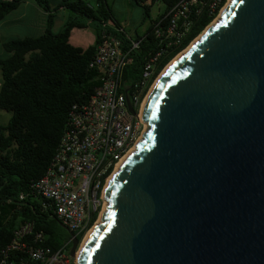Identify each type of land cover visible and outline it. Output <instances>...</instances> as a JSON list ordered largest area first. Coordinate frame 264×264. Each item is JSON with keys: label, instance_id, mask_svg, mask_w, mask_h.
<instances>
[{"label": "water", "instance_id": "obj_1", "mask_svg": "<svg viewBox=\"0 0 264 264\" xmlns=\"http://www.w3.org/2000/svg\"><path fill=\"white\" fill-rule=\"evenodd\" d=\"M229 1L154 82L76 264H264V0Z\"/></svg>", "mask_w": 264, "mask_h": 264}, {"label": "trees", "instance_id": "obj_2", "mask_svg": "<svg viewBox=\"0 0 264 264\" xmlns=\"http://www.w3.org/2000/svg\"><path fill=\"white\" fill-rule=\"evenodd\" d=\"M145 3L148 25L132 38H141L138 48L130 53L131 62L124 68L123 81L139 77L143 60L150 52H161L157 72L185 49L215 18L221 3L210 12L209 0H202L198 13L189 16L190 24L176 44L155 38L153 28L164 26L168 12L178 0H134ZM23 0H0V20L16 9ZM47 13L43 32L36 36L14 37L2 43L5 56L0 59V109L10 112L0 123V245L9 241L14 228L24 220L41 231L44 244L56 249L70 235L60 224L52 208L44 207L34 183L51 163L60 137L66 127L72 105L85 102L100 84L96 69L90 66L103 31L123 39L130 34L113 16L106 0H34ZM159 2L163 10L150 19V9ZM65 8L73 13L63 28L53 31L56 11ZM94 25V43L82 48L69 41L72 28ZM116 28H122L116 30ZM170 39H173L172 37ZM20 195H23L20 198ZM78 238L81 233L73 232Z\"/></svg>", "mask_w": 264, "mask_h": 264}, {"label": "built area", "instance_id": "obj_3", "mask_svg": "<svg viewBox=\"0 0 264 264\" xmlns=\"http://www.w3.org/2000/svg\"><path fill=\"white\" fill-rule=\"evenodd\" d=\"M227 1L209 0L210 12L223 3L215 18ZM201 3L202 0H178L167 14L166 24H155V38L159 42L167 40L168 44L179 42L188 30L190 14L198 13ZM119 29L122 28H116ZM142 37L135 39L125 34L128 42L124 43L116 34L102 32L90 63L100 84L85 102L72 105L51 163L34 183L37 193L47 201L43 206L52 208L69 230L82 234L75 253L70 254L67 242L56 249L46 246L45 236L35 231L34 222L24 220L14 228L9 241L0 245V264L77 263L85 235L105 208V187L142 138L146 129L141 118L143 104L168 64L157 72L161 52H150L143 60L139 77L123 81L124 68L132 60L130 53L139 47ZM127 99L135 114L129 111Z\"/></svg>", "mask_w": 264, "mask_h": 264}, {"label": "rangeland", "instance_id": "obj_4", "mask_svg": "<svg viewBox=\"0 0 264 264\" xmlns=\"http://www.w3.org/2000/svg\"><path fill=\"white\" fill-rule=\"evenodd\" d=\"M89 1L94 2V0ZM57 2L58 0H50L52 6H55ZM106 2L111 8L114 18L121 22L131 35H134L135 30L141 32L147 26L148 18H146L143 7L145 1L140 4H137L134 0H106ZM162 10V5L156 2L151 7V17H155ZM55 13L53 31L57 32L63 28L69 17H73V13L62 7L58 8ZM46 15L47 13L35 5L34 0H24L17 9H14L0 20V57L5 56L2 47L3 41L14 37L42 33L46 24ZM94 40L95 30L92 23L84 28L74 27L70 32L69 41L72 45L85 48L93 44ZM10 115V112L0 109V123H5Z\"/></svg>", "mask_w": 264, "mask_h": 264}, {"label": "bare ground", "instance_id": "obj_5", "mask_svg": "<svg viewBox=\"0 0 264 264\" xmlns=\"http://www.w3.org/2000/svg\"><path fill=\"white\" fill-rule=\"evenodd\" d=\"M230 1L228 0L227 1V3H229ZM220 15H221V13H220ZM220 15L218 16V18L220 17ZM217 18V19H218ZM216 19V20H217ZM215 22V21H214ZM200 38V35L198 36V37H196L195 39H194V41L195 40H197V39H199ZM194 41H192V42H194ZM191 44L192 43H190V45H188L181 53H183V52H186L189 48H190V46H191ZM135 150V149H134ZM107 203V202H106ZM99 222H101V220H100V218L97 220V222L96 223H99ZM93 230V227L90 229V231H88V233L85 235V237H84V240L82 241V243H81V245H80V248H81V246H82V244L85 242V240H86V238H87V236H88V234L91 232Z\"/></svg>", "mask_w": 264, "mask_h": 264}, {"label": "crops", "instance_id": "obj_6", "mask_svg": "<svg viewBox=\"0 0 264 264\" xmlns=\"http://www.w3.org/2000/svg\"><path fill=\"white\" fill-rule=\"evenodd\" d=\"M24 1V0H23ZM36 5V4H35ZM37 6V5H36ZM18 8V7H17ZM16 8V9H17ZM40 8V7H39ZM41 9V8H40ZM44 11V10H43ZM45 12V11H44ZM46 13V12H45ZM47 16V15H46ZM155 17H151V9H150V19H154ZM148 23H149V21H148ZM148 25V24H147ZM41 34V33H40ZM39 35V34H38ZM31 36H36V35H31ZM11 39V38H10ZM9 40V39H8ZM6 41V40H5ZM4 42V41H3ZM2 42V43H3ZM2 57H0V59H1Z\"/></svg>", "mask_w": 264, "mask_h": 264}, {"label": "flooded vegetation", "instance_id": "obj_7", "mask_svg": "<svg viewBox=\"0 0 264 264\" xmlns=\"http://www.w3.org/2000/svg\"><path fill=\"white\" fill-rule=\"evenodd\" d=\"M71 241V240H70Z\"/></svg>", "mask_w": 264, "mask_h": 264}]
</instances>
